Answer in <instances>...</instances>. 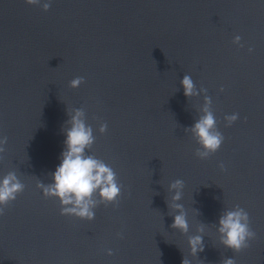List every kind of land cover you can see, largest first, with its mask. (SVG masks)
I'll use <instances>...</instances> for the list:
<instances>
[{"label": "water", "instance_id": "obj_1", "mask_svg": "<svg viewBox=\"0 0 264 264\" xmlns=\"http://www.w3.org/2000/svg\"><path fill=\"white\" fill-rule=\"evenodd\" d=\"M186 74L207 90L225 138L205 160L185 131L204 104L203 93L184 96ZM76 77L84 83L73 89ZM80 108L95 137L87 154L122 185L91 222L61 215L37 188L52 183L69 110ZM4 136L0 179L14 171L25 187L0 215V264H264V0H51L48 11L0 0ZM177 179L187 235L171 227ZM236 206L256 233L238 254L217 232ZM199 223L204 251L194 258L188 237Z\"/></svg>", "mask_w": 264, "mask_h": 264}, {"label": "clouds", "instance_id": "obj_2", "mask_svg": "<svg viewBox=\"0 0 264 264\" xmlns=\"http://www.w3.org/2000/svg\"><path fill=\"white\" fill-rule=\"evenodd\" d=\"M25 3L42 7L44 11H48L51 6V0H45L43 3L41 0H25ZM240 40L241 38L236 36L233 43L240 44ZM82 83L84 78L76 77L70 82V87L76 89ZM181 85L186 98L204 94L201 115L194 125L185 131L190 132L199 145L195 155L201 160L208 159L220 149L225 139L217 129V121L211 110L212 101L206 95V89L197 90L189 75L184 76ZM68 115L69 119L63 127L66 139L65 148L61 153V163L52 174V183L46 185L38 182L37 188L42 189L45 198H54L60 202L61 215L75 216L91 222L95 219L94 209L100 204L107 206L117 203L122 185L118 183L116 173L109 165L94 155L87 154L95 143V137L92 127L86 123L84 109L69 110ZM224 119L226 126L230 127L237 121L238 114L225 116ZM106 130L107 124L102 123L99 132L104 134ZM7 141V136L0 138V153L5 151ZM220 167L223 170V164ZM24 187L14 171L8 172L0 179V215H3L7 206L24 191ZM184 187V182L180 179L170 183L168 192L174 194L171 195L168 207L176 213L172 215L174 222L171 227L187 235L189 232L187 212L180 203ZM205 227V224L199 223L196 227L197 234L188 237L191 257L197 258L198 253L204 251ZM217 232L219 243L236 254L248 248L249 241L256 237V233L250 228L249 214L239 206L223 212L218 221ZM108 254L112 255L111 250ZM182 264H191V261L184 256ZM222 264H236V261L234 258H226L222 260Z\"/></svg>", "mask_w": 264, "mask_h": 264}]
</instances>
